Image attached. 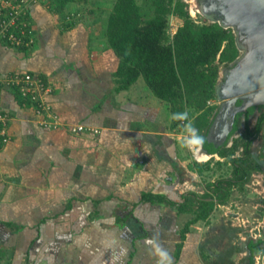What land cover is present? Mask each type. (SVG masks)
I'll return each mask as SVG.
<instances>
[{"label": "crops", "instance_id": "crops-1", "mask_svg": "<svg viewBox=\"0 0 264 264\" xmlns=\"http://www.w3.org/2000/svg\"><path fill=\"white\" fill-rule=\"evenodd\" d=\"M23 1L35 43L23 52L0 41V73L38 76L50 89L43 101L64 126L100 133L43 128L31 106L1 89L10 121L0 148V264H161L156 247L171 264H224L202 259L210 255L198 246L196 223L176 259L178 230L191 216L142 202L144 194L175 203L201 196L213 182L202 183L203 165L224 158L186 147L184 126L192 119H173L141 77L114 91L118 59L105 37L114 0H76L62 17L50 12L52 0ZM209 133L210 126L202 131L207 142ZM132 206L129 218L119 219Z\"/></svg>", "mask_w": 264, "mask_h": 264}, {"label": "trees", "instance_id": "trees-1", "mask_svg": "<svg viewBox=\"0 0 264 264\" xmlns=\"http://www.w3.org/2000/svg\"><path fill=\"white\" fill-rule=\"evenodd\" d=\"M12 1L25 10L23 0ZM74 1L52 0L50 12L62 17L65 6ZM185 1L188 0H143V4H138L137 0H114L107 18L105 37L118 59L116 71L112 75L115 92L127 90L141 77L153 96L165 102L174 114L187 110L192 126L197 132H202L209 128V119L215 110L207 102L215 99L220 67L233 62L238 50L231 29L207 21L196 23L189 16ZM28 13L27 8L26 19H30ZM169 17L182 21L173 36L168 33ZM15 48L23 52L27 50L23 46ZM251 112L252 109L247 113L245 130L256 138L263 130L264 115L250 132L247 118ZM205 134L200 135L204 138V147L210 154L227 159L228 164L232 165L231 178L209 182L201 196L193 193L178 203L163 195L144 194L142 197V202L167 204L174 207L177 214L191 216L178 230L179 242L174 250L176 259L186 236L191 233V226L199 221L207 223L214 207L226 204L231 191L234 188L242 190L249 182L251 173L261 169L249 155L250 142L242 141L247 136L234 140L230 148L207 149ZM239 146L243 147L244 155L232 157ZM260 157L263 158L262 155ZM208 165L204 164L203 168ZM132 209L133 206L119 219L125 222L132 214ZM261 245H264V240L247 243L246 248L250 252L248 264L253 263L257 253L264 252Z\"/></svg>", "mask_w": 264, "mask_h": 264}, {"label": "water", "instance_id": "water-1", "mask_svg": "<svg viewBox=\"0 0 264 264\" xmlns=\"http://www.w3.org/2000/svg\"><path fill=\"white\" fill-rule=\"evenodd\" d=\"M195 4L198 13L206 20L232 30L240 52L222 70L215 86L218 108L211 119L207 140L217 148V141L224 142L228 134V124L225 126L223 119L230 123L233 118L232 114H227L230 108L240 112L248 107H264V0H196ZM238 100L243 104L240 109L235 108ZM202 152L210 155L206 149Z\"/></svg>", "mask_w": 264, "mask_h": 264}, {"label": "rangeland", "instance_id": "rangeland-1", "mask_svg": "<svg viewBox=\"0 0 264 264\" xmlns=\"http://www.w3.org/2000/svg\"><path fill=\"white\" fill-rule=\"evenodd\" d=\"M107 1L108 0H103L104 6L107 5ZM194 1L196 2V0L187 1L186 10L190 18L197 23H202L204 21L209 22L198 13ZM137 2L143 4V0H137ZM180 22L181 20L178 18L169 17L168 33L170 35L176 27V24ZM239 54L240 52L238 51V55ZM229 64H224L220 67L219 76L222 70H225ZM140 82H142L141 84H144V88L150 92L143 79H141ZM197 134L200 136L202 132H197ZM262 146L263 134L253 142L252 154L254 155L253 159L256 160L259 165L263 164L264 166V162L258 155V152H261L262 154ZM208 164V167L205 168V174L201 179L202 183L205 184L209 181L215 182L231 176L232 165L228 164L227 159L220 162L213 161L212 159ZM258 172L264 174L262 169ZM256 191L260 192L259 189ZM256 191L247 187H244L242 190L234 188L231 191L230 199L226 204L216 205L214 207L211 213L212 215L207 223L199 221L195 224V232L199 238L198 246L204 247L203 249L205 252L210 255L208 257L206 255V258L201 257L202 259L210 258L212 261H223L224 264H248L247 257L244 256L245 250L240 248V246L245 244L244 240L246 237L248 238V236H246L247 233H243L242 231L247 230L252 232V234H255L258 228L261 237L264 233V194L256 193ZM242 221L245 222V227L238 229L237 225ZM222 254H225L224 258ZM252 264H264V258H261L258 261H253Z\"/></svg>", "mask_w": 264, "mask_h": 264}, {"label": "built area", "instance_id": "built-area-1", "mask_svg": "<svg viewBox=\"0 0 264 264\" xmlns=\"http://www.w3.org/2000/svg\"><path fill=\"white\" fill-rule=\"evenodd\" d=\"M33 1L36 0H32V2ZM185 2L187 3V1ZM34 38V28L31 22L25 17L24 7H21L20 4L12 0H0V40L10 47L15 48L23 46L25 48H31L35 43ZM2 88L14 91L20 96L23 102L31 106L38 118L37 124L39 126L46 129H59L61 126H64V124L60 122L57 114L43 101L44 95L47 94L50 89L38 76H34L30 73L14 72L6 75L0 73V91ZM207 105L212 106V100H209ZM9 121L10 116L3 110L0 104V148L9 141L7 135V125ZM64 127L73 135L84 132L95 135L100 133L98 128L85 127L81 124L67 125ZM263 180L264 174L259 172L253 173L245 187L252 188L253 190L259 188L263 189ZM247 223L249 224L248 221ZM242 227H245V222L243 221L237 225L238 229ZM242 232L247 233L246 236L250 239H258L261 237L258 228L255 234L247 230H243ZM259 259L260 256L255 257V261Z\"/></svg>", "mask_w": 264, "mask_h": 264}, {"label": "flooded vegetation", "instance_id": "flooded-vegetation-1", "mask_svg": "<svg viewBox=\"0 0 264 264\" xmlns=\"http://www.w3.org/2000/svg\"><path fill=\"white\" fill-rule=\"evenodd\" d=\"M217 101V100H216ZM217 104L214 105V107L217 109L218 107V102H216ZM243 106L242 104V101H236L235 102V108H238L240 109L241 107ZM252 109V112L248 115V118H247V122H248V125H249V130L250 132L254 129L255 125H256V122L257 120L262 116L264 115V107L262 106H258V107H248L246 108L245 111H240V112H237V111H233L231 108L228 110V113L229 115L232 114V119L230 121V123H228V120L225 118L223 119L224 121V125L226 126L227 124V136H226V140L224 142H221V141H217V148L221 149V148H230L232 145H233V141L234 140H237V139H241L243 138L244 136H247V139L243 138L242 141H245V142H250V146H249V155L250 157L253 159L254 155L252 154V144L253 142L260 137V135L263 134V131H264V127H263V130L259 133V135L256 137V138H253L251 135H249L248 133L249 132H246L245 130V122H246V117H247V113L248 111ZM207 149H210V148H213V145L210 144L209 142H207ZM220 143V145H218ZM206 149L204 147V143L202 145V149ZM203 153V152H202ZM209 153V152H208ZM210 154V153H209ZM244 155V149L242 146H239L237 147V149L235 150L234 152V155L232 157H241ZM258 155H259V158H260V155L261 152H258ZM263 162H264V157L263 158H260ZM260 168L264 171V166L263 164H260ZM258 171H254L251 173V175L253 173H256ZM231 173H232V170H231ZM232 176V175H231ZM231 176L229 178H223V179H230ZM263 184H264V180H263ZM260 189V192L264 194V185H263V189L259 188ZM258 190V189H257ZM254 191H256V189H254ZM258 191H256L257 193ZM263 232H264V227H263ZM261 236V235H260ZM264 240V233L262 235V237L258 238V239H250V238H247L246 240H244L245 244H243L242 246H240V248H242L244 251V256L245 257H249L250 256V252L247 250L246 248V245L249 241H253V242H258V241H263ZM262 247H264V245H261ZM256 256H260V259L261 258H264V252L263 251H260L259 253H257L254 257H253V261H255V257Z\"/></svg>", "mask_w": 264, "mask_h": 264}, {"label": "clouds", "instance_id": "clouds-1", "mask_svg": "<svg viewBox=\"0 0 264 264\" xmlns=\"http://www.w3.org/2000/svg\"><path fill=\"white\" fill-rule=\"evenodd\" d=\"M172 118L181 120V121H187L188 112L185 111L183 113H175L173 114ZM184 127H185L186 133H188V135L184 139L185 146L192 150L198 151L199 148L204 143V138L197 134V130L192 126L190 121ZM148 243L152 244L153 241L149 240ZM156 252L162 257L161 264H163V260H166L168 264H171V258L168 256L166 252L162 251L159 247H156Z\"/></svg>", "mask_w": 264, "mask_h": 264}, {"label": "bare ground", "instance_id": "bare-ground-1", "mask_svg": "<svg viewBox=\"0 0 264 264\" xmlns=\"http://www.w3.org/2000/svg\"><path fill=\"white\" fill-rule=\"evenodd\" d=\"M202 158H205V157H202Z\"/></svg>", "mask_w": 264, "mask_h": 264}]
</instances>
